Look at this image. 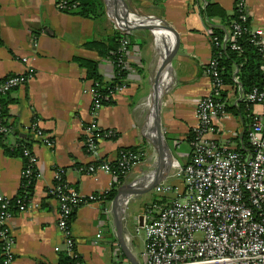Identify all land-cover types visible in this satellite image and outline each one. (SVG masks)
Masks as SVG:
<instances>
[{
  "label": "crops",
  "instance_id": "1",
  "mask_svg": "<svg viewBox=\"0 0 264 264\" xmlns=\"http://www.w3.org/2000/svg\"><path fill=\"white\" fill-rule=\"evenodd\" d=\"M135 1L148 10L139 12L141 16L164 20L174 33L169 41L170 32L166 29V46L170 43L172 57L161 80L166 92L161 103L159 125L170 147L171 162L177 160L184 164L191 154L187 138L195 124L196 103L211 92V81L205 69L213 54L209 26L200 13L203 0H128L132 6ZM211 1L229 14L233 12L235 0ZM57 2L0 0V38L3 40L0 45V80L33 69L31 77L9 95L8 116L17 135L8 140L13 143L17 137L26 139L37 159V177L30 204L5 223L14 245L11 264L60 263L64 242L57 226L59 204L49 194L57 174L61 172L82 198L103 195L112 187V173L100 169L87 171L97 159L84 142L83 128L86 125L93 123L98 130H109L116 135L112 139L97 141L98 160L114 161L122 148L133 147L144 153L141 161L124 175L119 190L132 187L133 183L147 182L157 169V151L147 140L153 137L150 98L155 82L151 72L159 47L153 52L146 51L140 49V40L131 41L128 31L138 26H117L106 15L88 19L64 13L57 7ZM245 9L250 27L264 29V0H245ZM107 10L112 16H115L112 12L119 13ZM213 23L218 24L219 20L213 19ZM116 31L127 33L130 38L125 60V84L112 94L113 103L101 106L94 117L91 81L86 79L85 70L74 58L97 60L103 80L111 81L115 75L112 62L83 44L91 40L105 41ZM147 31L139 28L135 33ZM157 40L160 46V36ZM146 68L149 82L144 78ZM224 90L226 101L238 105L242 96L240 86L225 85ZM259 110L254 107L251 114ZM245 119L242 111L229 112L228 116L214 122L213 132L208 137L219 145L246 151L242 135L246 133L249 119ZM33 127L43 133L42 137L32 133ZM44 137H48L51 143L46 144ZM22 169L23 159L5 154L0 141V195L4 198L10 200L19 191ZM148 187L141 186L140 194L129 198L124 214V234L125 231L131 233V228L142 223L140 216L151 202L146 192ZM105 204L101 200L82 203L69 226L73 250L80 264H129L121 255L118 254V259L113 256L116 250L123 252L116 238L113 218L103 213ZM145 204L146 208L142 210ZM99 228L102 234L96 240ZM143 240L142 237L141 245ZM57 247L59 251L55 250ZM132 248L137 256L134 252L137 247Z\"/></svg>",
  "mask_w": 264,
  "mask_h": 264
},
{
  "label": "built area",
  "instance_id": "2",
  "mask_svg": "<svg viewBox=\"0 0 264 264\" xmlns=\"http://www.w3.org/2000/svg\"><path fill=\"white\" fill-rule=\"evenodd\" d=\"M234 6L245 9V0H235ZM57 7L64 8V1L58 0ZM136 18L143 19L132 17L133 20ZM241 18L245 20L246 16L242 15ZM241 30V26L235 23L233 29L228 30V39L234 41ZM248 32L253 44L264 56V29L249 27ZM122 34L119 40L120 50L126 56L130 39L127 33ZM231 48L238 50L239 46L233 42ZM215 67L216 57H213L205 69L206 75L211 78V92L199 98L195 107V124L192 128L195 137L190 143L189 160L184 164L172 160L167 175L153 187L160 198L148 204L142 215V223L136 226L137 231H142L144 238L138 255L140 264H264V88L253 89L241 96V100L260 108L252 113L246 129L250 149L241 153L237 149L219 145L208 134L213 132L214 122L228 116L229 112L225 109V102H216L214 99L225 86L217 78ZM32 70L27 69L24 74L0 81V95L23 85L31 77ZM90 93L92 115L95 117L101 104L92 86ZM6 122H0V141L10 148L16 147L17 141L21 139L17 137L13 143L9 142L16 127L10 124L9 119ZM31 131L37 137L43 135L35 127ZM83 132L87 150L95 155L96 161H100L98 166H88L87 171L100 169L112 173L108 161L98 160L96 145L99 139L113 136V132L109 131L103 137L99 134L102 131L93 123L86 125ZM42 139L46 144L51 143L48 137ZM143 155L140 149L123 154L118 152L114 161L125 175L141 161ZM21 156L25 161L21 179H29L36 173L37 159L31 148L25 146L21 150ZM60 176L61 172L56 175L49 194L59 204L57 226L63 237L64 253L76 257L74 241L67 225L68 215L79 203L100 200L96 194L82 198L76 189L67 187L65 182H59ZM8 204L9 199L0 195V242L3 245L5 264L12 262L14 246L5 224L11 217L5 213ZM111 204L112 201L103 205V213L108 217H112ZM125 224L126 218L124 228ZM125 232L126 242L133 249L129 242L132 237ZM101 234L102 230L99 228L96 240ZM55 250L60 249L57 247ZM118 254L121 255L117 250L113 253L115 259L119 258Z\"/></svg>",
  "mask_w": 264,
  "mask_h": 264
},
{
  "label": "trees",
  "instance_id": "3",
  "mask_svg": "<svg viewBox=\"0 0 264 264\" xmlns=\"http://www.w3.org/2000/svg\"><path fill=\"white\" fill-rule=\"evenodd\" d=\"M64 1V8L60 10L64 13L73 14L82 18L97 19L104 16L103 3L101 0H59ZM201 16L205 20L207 26H209V36L211 38L212 54L216 57V73L217 78L224 85H233L237 88L240 86L242 94L247 95L253 89L262 90L264 88V56L261 50L255 46L252 42V37L248 32L250 27V19L246 11L242 7L234 6L231 14L227 13L221 6L212 2L211 0H203V5L200 9ZM116 15L117 13H111ZM245 15L246 19L242 20L241 16ZM213 19H218L219 23L214 24ZM241 26V34L233 40L228 39V30H232L234 24ZM127 27L126 25H122ZM123 36L122 33L116 31L111 36L107 37L105 41L91 40L83 44L87 49L95 50L102 58L109 59L114 66V78L111 81H104L99 72L98 61L81 57H75L74 61L78 66L85 70V77L91 81V85L94 88L101 106L112 104V94L121 88L125 84V77L127 75L126 69V56L120 50L119 40ZM236 42L239 46L238 50H233L231 45ZM3 44V40L0 38V45ZM218 53V56H217ZM15 75V74H14ZM13 76L9 75L6 78ZM236 79V80H233ZM0 80V81H2ZM211 80V78H210ZM236 81V82H235ZM20 87V86H19ZM19 87L11 89L6 94L0 95V107L1 115L0 122L7 123L8 116V104L9 95L12 91ZM227 93L225 90L218 91V94L214 98L216 102H225V109L229 112L241 113L242 116L247 117V120L251 118V112L254 104L246 103L244 100H240L238 105L230 104L226 101ZM246 120V119H245ZM246 120V121H247ZM10 124L15 126L9 119ZM247 121V122H249ZM109 133V130L99 132V134L105 137V134ZM17 135V131L14 132ZM116 135H110L106 138H115ZM195 137V132L191 128L188 133V142L191 143ZM243 146L246 150L250 149L247 141L246 133L242 135ZM18 146L10 148L3 144L4 152L8 156L21 157L22 148L29 147L27 140L21 139L17 141ZM135 148H122L118 152L119 154L126 153L127 151L134 150ZM241 153L245 151L240 148L237 149ZM112 174L116 180L112 187L103 195H96L103 203L111 202L119 190V186L122 183L124 174H122V168L117 165L115 161H108ZM25 165V161L23 162ZM94 166H98L100 161L93 163ZM36 181V173L32 174L29 179H21V186L17 194L9 200L6 212L11 217L15 214L25 210L30 204V197L33 193L34 184ZM59 182L64 183L67 187L74 188L68 184L64 176L61 175L58 179ZM75 189V188H74ZM82 203L77 204L68 215V226H70L77 208ZM3 245L0 242V264H5V257L2 254ZM121 258L125 259V255L121 253ZM59 264H80L78 257H70L66 253L60 254Z\"/></svg>",
  "mask_w": 264,
  "mask_h": 264
},
{
  "label": "water",
  "instance_id": "4",
  "mask_svg": "<svg viewBox=\"0 0 264 264\" xmlns=\"http://www.w3.org/2000/svg\"><path fill=\"white\" fill-rule=\"evenodd\" d=\"M124 14H125L123 15L124 17L118 15L114 19L118 23L122 25H126L127 26L126 28H128V26L139 27V25H142L146 29L154 32L155 21H157L162 25L163 28L167 29L170 32L169 41L173 38L174 33L172 28L164 20H161L160 18H156L154 16H144L142 20L136 18L135 20L128 21L126 20V16H128V14L126 12H124ZM164 51L166 52V56L164 57L163 62H164V69H166L165 73H167L170 59L172 57V52L170 50V43H168ZM165 92H166V87L164 82H162L152 103L151 121L153 127L152 128L153 137L152 139L147 140L152 146L155 147L157 151L156 172L154 176L151 179H149L147 182L142 181L141 185L140 183H138V184H134V186L132 187L131 186L124 187L118 190L117 195L112 200V204H111L112 218L116 230V238L119 247L123 252V254L125 255L126 259L128 260L129 264H140V261L137 258V256L133 253L132 249L128 246L124 238V218H125L124 214H125L127 202L130 197L140 193L141 186H149L150 188H153L157 183H159L161 179H163L167 175L171 165V151L169 150L168 143L162 137L163 133L159 125L160 108ZM163 157L164 160H162ZM142 218L143 216H140V222L142 221Z\"/></svg>",
  "mask_w": 264,
  "mask_h": 264
},
{
  "label": "rangeland",
  "instance_id": "5",
  "mask_svg": "<svg viewBox=\"0 0 264 264\" xmlns=\"http://www.w3.org/2000/svg\"><path fill=\"white\" fill-rule=\"evenodd\" d=\"M102 3H103V11H104V15L108 16V18L111 20L112 24H115V25H119V26H122L121 24H119L113 17H117L118 15L119 16H123L122 14L120 13H117L115 16H112L108 13V9H112L109 5V2L113 1V3L116 2V5L120 6L124 12H126L128 14V16H136V17H139V18H143V16H141V14L139 12H147L148 10L144 8V5L142 4H138L136 1L133 2V6L128 2V0H101ZM113 10V9H112ZM138 14V15H137ZM140 15V16H139ZM112 16V17H111ZM147 16V15H145ZM139 28H142V29H145V30H148L146 29L144 26L142 25H139L138 28H134L133 30H129V36L131 38V41H134L135 40H140V49H144V50H152L155 51L157 50V48L159 47V43H158V40H157V31L154 29V32L153 31H150L148 30L147 33L144 32V33H141V32H138V33H135V30H139ZM157 33V34H156ZM132 34V35H131ZM134 35V37H132ZM129 38V39H130ZM159 38V37H158ZM170 62H171V59H170ZM147 69V68H146ZM144 78L145 80L149 82V71L148 69L144 72ZM83 133V132H82ZM162 137L165 139V136L164 134H162ZM165 141L167 142V140L165 139ZM169 147V145H168ZM169 150H170V147H169ZM153 188H150L148 187L147 188V193L149 194L148 198L150 199V201H153V200H158L160 198V196L156 195L155 192L152 191ZM152 191V192H151ZM140 194V193H139ZM138 194V195H139ZM146 208V204L144 205V208L142 210H144ZM130 235L132 237V239L129 241L131 243V246H135L137 247V250H134V252L137 254V256L139 255L140 251L142 250V245H141V242H142V231L141 230H138L135 228H131L130 229ZM141 261V259H140Z\"/></svg>",
  "mask_w": 264,
  "mask_h": 264
},
{
  "label": "bare ground",
  "instance_id": "6",
  "mask_svg": "<svg viewBox=\"0 0 264 264\" xmlns=\"http://www.w3.org/2000/svg\"><path fill=\"white\" fill-rule=\"evenodd\" d=\"M110 7L119 12L122 15L124 14V10L116 5L115 3H113V1L109 2ZM126 20L128 21H132V16H126ZM155 30L157 31V35L158 37L160 36V46H159V50L156 52L155 55V64L152 68V72H151V77L153 79V81L155 82V90L154 93L152 94L151 98H150V103L152 104L154 101V98L159 90V87L162 83V79H163V71H164V57L166 56V52L165 47L167 44V31L165 28L162 27V25L159 24V22H155ZM162 160H164V157L162 158Z\"/></svg>",
  "mask_w": 264,
  "mask_h": 264
}]
</instances>
